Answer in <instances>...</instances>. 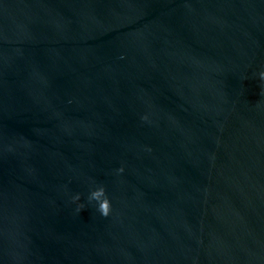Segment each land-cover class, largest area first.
Segmentation results:
<instances>
[{"label":"water","instance_id":"95a60500","mask_svg":"<svg viewBox=\"0 0 264 264\" xmlns=\"http://www.w3.org/2000/svg\"><path fill=\"white\" fill-rule=\"evenodd\" d=\"M262 71L264 0H0V264H264Z\"/></svg>","mask_w":264,"mask_h":264},{"label":"clouds","instance_id":"9594fccd","mask_svg":"<svg viewBox=\"0 0 264 264\" xmlns=\"http://www.w3.org/2000/svg\"><path fill=\"white\" fill-rule=\"evenodd\" d=\"M262 79H264V71L260 73ZM119 172H123L124 169L121 167L118 169ZM90 201L97 202V210L104 216L107 217L112 211L111 200L107 195L106 188L101 185L94 190H92L89 194ZM73 201H79L81 199L80 194H76L73 198ZM85 210V205L83 203L78 205L77 211L83 212Z\"/></svg>","mask_w":264,"mask_h":264}]
</instances>
